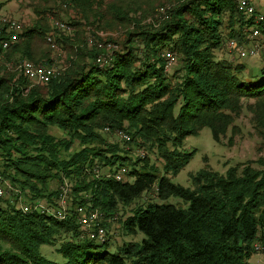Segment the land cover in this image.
Here are the masks:
<instances>
[{"label": "trees", "instance_id": "trees-1", "mask_svg": "<svg viewBox=\"0 0 264 264\" xmlns=\"http://www.w3.org/2000/svg\"><path fill=\"white\" fill-rule=\"evenodd\" d=\"M32 8L37 23L23 26L8 60L51 62L42 55L37 59L33 49L43 40L49 55L55 52L46 40L45 13L68 24L74 37L65 32L55 37L67 58L47 85L10 72L0 75V157L6 161L1 175L13 171L12 185L18 182L49 204L64 182L70 183L73 205L88 203L82 195H90L92 208L107 218L106 230L119 204H133L122 229L142 238L111 253L108 241L80 240L72 216L59 221L24 214L0 201V264H57L40 255L44 245H58L64 264H126V259L130 264H251L259 252L255 244L264 247V158L224 173L205 165L189 175L190 187L170 178L195 153L184 149L187 137L208 128L221 143L228 132H238L235 120L244 110L264 146V78L252 81L256 75L223 45L224 39L251 43L241 32L247 21L233 1L35 0ZM108 32L119 33L118 40L103 38ZM76 39L81 45L71 43ZM108 45L110 64L100 67L95 59ZM220 49L233 59L218 58ZM166 53L174 56L170 67ZM259 72L264 75V64ZM52 127L64 136L50 135ZM105 129L125 131L131 143L155 152L164 174L148 160L132 163L118 145L107 144L99 134ZM74 143L81 148L71 153ZM120 168L127 170L124 182L111 176ZM50 181L59 184L55 191ZM153 187L158 201L141 202Z\"/></svg>", "mask_w": 264, "mask_h": 264}, {"label": "rangeland", "instance_id": "rangeland-1", "mask_svg": "<svg viewBox=\"0 0 264 264\" xmlns=\"http://www.w3.org/2000/svg\"><path fill=\"white\" fill-rule=\"evenodd\" d=\"M260 1V0H258ZM35 3V0H0V29L3 30V33L5 32V27L2 25V19H13L18 22H20L25 29L27 27H31L36 25L37 17L32 12V5ZM46 16L49 27L46 28L45 33H53L54 38L56 36L59 37L60 32L55 30L53 22L56 19H50L52 16L49 13H45L44 17ZM93 30V29H92ZM2 33L1 36L4 34ZM106 40H109V38L115 42L118 40V37L120 36L119 33L116 32H108L103 34ZM100 34V36H103ZM66 38H73L74 32L72 33H66L64 34ZM71 36V37H70ZM72 44L81 45L82 42H78L77 39ZM34 52L35 57L39 59L38 57L46 56L51 62L47 63L42 62L37 64H50V65H56L63 67V62H65L67 58V53H65L64 49L60 46L59 49L49 55L48 53V47L44 44V41L40 44H34ZM113 54V53H112ZM216 56L218 58H226V59H233L230 57V54L225 49H220V51L215 52ZM263 54L261 53V60L263 59ZM4 56V55H3ZM111 58V55H109ZM255 59V58H254ZM17 60H27V58H16L11 59L12 62ZM259 60V59H258ZM9 61V60H3ZM238 64H243L251 70V72L256 75L252 76L254 77L252 81L263 79L264 75H261L259 72V69L261 68V65H252L245 62L246 60H237ZM261 61V64L262 62ZM31 62V61H30ZM2 65V64H1ZM0 65V66H1ZM176 66L173 67L171 70L168 71L166 75H170L175 71ZM12 73L7 69V67L0 68V75H6ZM13 74V73H12ZM15 75V73L13 74ZM244 77L248 76L247 74H243ZM20 77H16L18 79ZM250 115L245 110L242 112L239 118L235 120V125L239 128L238 132L236 134L232 135L228 132L227 137L225 139L221 140V143H216L211 136V132L208 128H204L200 131L198 136H189L185 140L184 149L188 152L191 150H194L195 153L189 163L176 175L171 176V181L174 184H179L183 187H190L191 181H190V174H195L198 172L201 168H203L205 165L209 166L213 171H216L218 173H224L226 169H228L231 166L238 165L245 163L247 161H255L258 158L263 157L264 158V146H259L260 140L259 137L254 133L251 123H250ZM99 132V131H98ZM50 135H52L55 138H62L64 134L58 130L57 128H50ZM101 137L104 139V141L109 145H118L122 152H125V156L129 158V160L133 163L138 160H148L149 165L153 164L157 167L158 175H163L162 166L159 164V161H157L155 152H150L147 148H139L135 144L128 142L123 143L118 140L115 133L109 131V132H99ZM232 137V140L228 142V140ZM81 148L77 143H74L71 147L70 152L74 153L78 151ZM143 149V150H142ZM205 159V161H204ZM5 159L0 157V171L3 170L5 167ZM142 163H139L137 167H141ZM106 170V168H103ZM130 169V168H129ZM7 177H2L1 179L7 183L10 186H14V188H17V193L20 194L19 196L15 194V196H11L10 193L1 200L3 202V205L1 207H5V205H8L9 207L15 208V204L17 206L24 202L29 201L28 199H34L33 196L29 193V191L21 189L18 182L15 185H12L13 180L12 177L15 178L14 172L9 171L7 172ZM7 175V174H6ZM7 178V179H6ZM127 180H131L128 179ZM69 186L71 187L70 183ZM59 187V184L55 181L49 182V189L50 191H55ZM156 188L153 187L151 191H149L143 198H141V202H155L158 201V198L156 197ZM55 197V196H54ZM54 197L52 199H54ZM19 198L21 200H19ZM10 200L12 202L10 203ZM17 200V202H16ZM35 201H38L39 203H43L39 200H42L40 198L34 199ZM43 201V200H42ZM45 201L49 202V200ZM169 202H172L169 200ZM175 202V201H174ZM9 203V204H8ZM140 203V202H139ZM135 205L131 204L127 207H123L121 204L117 207L116 214H113L111 219L109 220V223H107V231H108V250L111 253H115V249L122 245L123 243L129 242V241H139L142 238V235L136 233L135 235H130L127 232H125L122 229V223L123 221L132 213V210L134 209ZM103 213V212H102ZM79 228V227H78ZM62 239L58 238V244H60ZM58 245L55 246H49L44 245L40 247V255L44 257L47 260L53 261L57 264H64L66 261L63 258V256L57 251ZM101 248H99L97 251H100ZM126 264H130V260H125ZM251 264H264V247L260 252H254L250 259Z\"/></svg>", "mask_w": 264, "mask_h": 264}, {"label": "built area", "instance_id": "built-area-1", "mask_svg": "<svg viewBox=\"0 0 264 264\" xmlns=\"http://www.w3.org/2000/svg\"><path fill=\"white\" fill-rule=\"evenodd\" d=\"M236 8L243 14L247 23L242 28V34L251 42L249 45L238 44L234 39H224L223 45L231 56L239 61L247 59L261 58V53H264V11L259 10L257 0H232ZM248 22H252L249 24ZM54 28L58 32L68 33L71 28L65 22L54 21ZM2 25L5 27L6 34L0 29V65L7 67L9 71L16 76H21L34 85H47L53 79L57 78L61 72L62 67L50 64H36L27 60L17 61H3V55L11 47H13L19 40L24 31L23 25L13 19H2ZM2 33L4 34L3 36ZM46 40L54 51L58 50V45L55 41L53 33L46 35ZM91 43V38L88 39ZM101 47V46H100ZM103 47V46H102ZM104 55L97 56L95 63L100 67L109 66L110 64V45L107 46ZM4 52V54H2ZM167 60V67L174 63V56L170 53L165 54ZM264 64V61L262 62ZM110 130L105 129L104 132ZM116 137L123 143L131 141V137L125 131H116ZM98 176V170H96ZM127 170L120 168L111 176L118 182L126 180ZM10 193L11 196L20 195L17 193V188L10 186L1 179L0 172V201ZM70 186L68 183L60 187L59 192L53 199V203H39L34 199L29 198V201H24L18 206L15 204L16 210H20L24 214L32 212L39 213L46 216H52L59 221H65L68 216L75 219V224L79 227V239L91 241L94 244H103L108 241V232L104 228L103 223L107 221L104 213L98 209L92 208L90 195L84 193L82 198L88 200L86 204L73 205ZM19 200H21L19 198ZM12 200H10V203ZM17 202V200H16ZM262 246L255 244V250L261 251Z\"/></svg>", "mask_w": 264, "mask_h": 264}, {"label": "crops", "instance_id": "crops-1", "mask_svg": "<svg viewBox=\"0 0 264 264\" xmlns=\"http://www.w3.org/2000/svg\"><path fill=\"white\" fill-rule=\"evenodd\" d=\"M257 2V4H258V6H259V10H262V11H264V1L263 0H260V1H256ZM9 51V50H8ZM8 51H6L5 52V54H4V52L2 53V54H4V56H3V59L4 60H8L7 59V57H6V53L8 52ZM259 59V60H258ZM9 61H11V60H9ZM261 58H257V59H247L245 62H247L248 64H250V66H252V65H261L262 66V64H261Z\"/></svg>", "mask_w": 264, "mask_h": 264}, {"label": "bare ground", "instance_id": "bare-ground-1", "mask_svg": "<svg viewBox=\"0 0 264 264\" xmlns=\"http://www.w3.org/2000/svg\"><path fill=\"white\" fill-rule=\"evenodd\" d=\"M59 47V46H58Z\"/></svg>", "mask_w": 264, "mask_h": 264}]
</instances>
